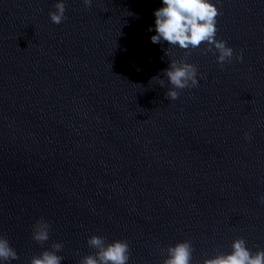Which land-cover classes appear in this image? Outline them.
<instances>
[{
    "label": "water",
    "instance_id": "water-1",
    "mask_svg": "<svg viewBox=\"0 0 264 264\" xmlns=\"http://www.w3.org/2000/svg\"><path fill=\"white\" fill-rule=\"evenodd\" d=\"M59 2L0 0V236L19 256L10 264L56 243L62 264H80L97 251L92 236L127 241L129 264H163L184 241L192 264L231 253L238 238L264 250V0H211L216 38L234 50L223 65L207 43L151 42L162 0H64L57 25ZM173 60L195 65L199 81L174 101L163 74ZM40 220L50 224L42 245Z\"/></svg>",
    "mask_w": 264,
    "mask_h": 264
},
{
    "label": "clouds",
    "instance_id": "clouds-1",
    "mask_svg": "<svg viewBox=\"0 0 264 264\" xmlns=\"http://www.w3.org/2000/svg\"><path fill=\"white\" fill-rule=\"evenodd\" d=\"M87 7H91L92 0H83ZM163 7L155 11V32L151 37L153 44L167 42L173 47L179 46L183 50L199 48L207 43V51L218 52V63L223 65L231 62L234 50L227 46L226 41L217 40L218 17L221 14L216 4L211 0H162ZM56 11L50 13L54 24H61L65 16L66 6L64 0L55 5ZM148 31H153L149 28ZM190 54V52H189ZM243 61V53L236 57ZM163 74L172 85V90L165 94L166 99L177 100L179 90L191 89L198 86V69L195 65L183 61H171L168 69ZM153 77L152 79H156ZM160 86L165 87L163 79L159 80ZM245 139L251 140V134L245 133ZM264 204V196L260 197ZM50 224L44 220L34 225L33 239L43 244L49 239ZM88 245L96 249L94 255L84 257L80 264H129L130 246L127 241H114L106 243L105 238L92 236ZM229 254H218L214 258L205 259L203 264H264V250L253 253L246 244L245 239L238 238L231 245ZM51 251H44L40 256L33 257L31 264H62L63 257L56 253L62 251L63 245H52ZM194 248L190 241L177 243L167 248V258L163 264H192ZM19 256L9 241L0 236V261L10 262L18 260Z\"/></svg>",
    "mask_w": 264,
    "mask_h": 264
}]
</instances>
